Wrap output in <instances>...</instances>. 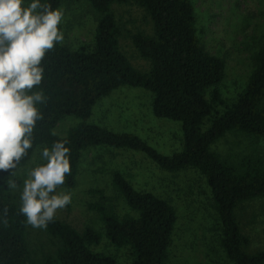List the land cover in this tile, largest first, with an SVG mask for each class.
I'll use <instances>...</instances> for the list:
<instances>
[{"label": "trees", "instance_id": "1", "mask_svg": "<svg viewBox=\"0 0 264 264\" xmlns=\"http://www.w3.org/2000/svg\"><path fill=\"white\" fill-rule=\"evenodd\" d=\"M66 1L40 3L59 9ZM86 2L97 14L91 49L71 50L57 43L46 53L43 82L32 91L42 90L47 102L36 105L42 119L37 121L32 147L17 169L30 160L36 147L50 149L55 141L65 139L71 164V174L61 186L65 189L75 186L82 152L89 147L141 152L170 173L192 168L210 189L212 207L221 224L219 246L226 258L233 264H264V249L248 252L250 239L236 213L240 205L264 198V151L260 146L264 139V34L251 56L253 67L243 90L218 113L215 107L223 105V100L217 87L224 78L225 61L200 45L190 0ZM112 4L136 6L152 23L151 35H132L136 52L149 62L145 73L134 69L120 50L121 27L110 11ZM122 86L150 92L153 115L180 123L181 151L165 156L133 134L85 123L95 104ZM66 117L81 122L63 137L55 135L57 123ZM230 132L246 139L248 155H236L233 160L211 150ZM12 180L21 186L20 178L0 171V264H117L114 257L91 251L90 247L101 241L98 231H78L56 217L41 229L47 241L33 240L26 217L20 214V201L8 187ZM111 187L135 216L119 217L104 190L89 189L96 201L86 207L98 216L108 241L116 248H128L130 264H165L176 222L174 208L152 193L135 190L119 171L111 172Z\"/></svg>", "mask_w": 264, "mask_h": 264}, {"label": "rangeland", "instance_id": "2", "mask_svg": "<svg viewBox=\"0 0 264 264\" xmlns=\"http://www.w3.org/2000/svg\"><path fill=\"white\" fill-rule=\"evenodd\" d=\"M190 1L195 9L200 45L209 54L225 61L224 78L217 87L223 105L215 107L221 113L243 90L252 71L251 56L264 34V0ZM28 4L30 2L23 0L22 6ZM59 9L63 12V19L58 25L64 36L61 45L71 50L81 47L91 49L97 14L90 9L86 0H67ZM110 11L121 27L120 50L134 69L147 72L149 62L136 52L132 35L136 32L151 35V21L141 9L133 5L112 4ZM151 101L150 92L138 87L122 86L100 99L85 123L107 128L114 133L133 134L158 153L171 156L181 151L183 146L181 125L176 121L155 117ZM79 122L81 120L74 117L63 118L53 133L63 137L69 128ZM260 146L264 151V139ZM44 147H36L30 160L18 168L14 176L11 175L21 180V186L15 190L11 188L12 196L18 201L28 171L45 163L40 155ZM211 150L233 160L236 155L250 153L246 139L235 132L227 133ZM113 171H119L135 190L152 193L174 208L176 222L165 264H233L219 246L221 224L212 207L210 189L196 170L188 168L174 173L166 172L141 152L106 146L84 150L75 186L72 189H57V192L71 193L72 202L58 210L55 217L78 231L91 228L101 234L99 245L90 247L92 252L112 256L117 264L131 262L128 248L114 247L106 238L98 216L86 207L87 203L96 201L95 197L88 194V190L102 189L119 217L135 216L111 187ZM236 213L242 231L250 239L248 252L256 253L264 249V198L240 205ZM29 229L33 240L47 241L41 229H34L30 225ZM42 250L47 252L45 247Z\"/></svg>", "mask_w": 264, "mask_h": 264}, {"label": "clouds", "instance_id": "3", "mask_svg": "<svg viewBox=\"0 0 264 264\" xmlns=\"http://www.w3.org/2000/svg\"><path fill=\"white\" fill-rule=\"evenodd\" d=\"M0 0V171L15 175L32 147L33 130L42 119L38 104L47 102L43 91L32 90L44 79L42 61L64 41L59 30L60 9L32 0ZM31 93V94H29ZM68 141L57 140L41 150L45 163L30 169L20 191V214L34 229H46L58 210L72 202L71 193L57 192L71 174ZM8 187L17 189L14 180ZM7 216V208L4 210Z\"/></svg>", "mask_w": 264, "mask_h": 264}]
</instances>
